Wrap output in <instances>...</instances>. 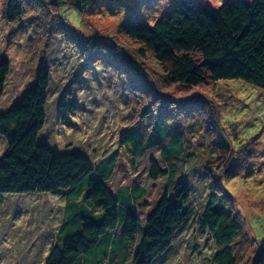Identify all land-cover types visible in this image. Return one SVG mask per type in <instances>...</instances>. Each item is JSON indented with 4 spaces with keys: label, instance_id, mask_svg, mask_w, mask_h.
Listing matches in <instances>:
<instances>
[{
    "label": "rangeland",
    "instance_id": "374dc122",
    "mask_svg": "<svg viewBox=\"0 0 264 264\" xmlns=\"http://www.w3.org/2000/svg\"><path fill=\"white\" fill-rule=\"evenodd\" d=\"M30 1L27 26L12 35L13 27L4 19L9 1L0 0V59L12 67L1 109L20 99L46 62L51 81L47 124L40 139L59 152H82L96 166L112 157L122 164L123 134L150 129L155 118L166 116L183 136L186 149L170 193L188 192L190 217L172 248L152 264H215L213 255L220 247L200 221L211 193L220 194L239 225L232 244L236 264H251L264 248V89L242 80L187 88L172 83L152 57H139L120 27L132 13L153 24L163 14L159 9L168 6L165 2L155 6L158 0ZM94 37L112 38L131 56L130 64L139 69L136 75L131 71L132 94L125 75L116 77L114 69L91 59L82 42ZM161 97L169 99L160 102ZM147 110L152 118L135 125ZM6 150L0 135V158ZM69 196L68 191L6 194L0 202V264H45L51 248L61 245ZM142 235L143 230L137 242ZM125 244H110L108 259L98 264H136L138 250L126 251Z\"/></svg>",
    "mask_w": 264,
    "mask_h": 264
},
{
    "label": "trees",
    "instance_id": "16d2710c",
    "mask_svg": "<svg viewBox=\"0 0 264 264\" xmlns=\"http://www.w3.org/2000/svg\"><path fill=\"white\" fill-rule=\"evenodd\" d=\"M8 1L4 19L16 35L27 26L24 17L31 1ZM221 1L213 6L204 0H158L155 6H168L159 9L163 14L153 24L132 13L120 33L136 46L139 57H152L174 84L191 88L242 80L264 89V0ZM60 16L54 18L69 25ZM34 34L35 40L36 29ZM82 45H88L92 60L114 69L116 77L125 75L127 91L133 90L131 71L136 75L139 69L115 40L94 37ZM11 69L0 59V105ZM50 81V68L43 62L20 99L7 110L0 107V135L7 143L0 158V202L6 194L70 193L61 245L51 248L45 264L105 262L114 242L126 243V251L138 250L136 264H152L172 248L190 217L188 192L170 193L186 153L183 136L160 115L150 129L123 134L122 164L112 157L96 166L82 152L53 150L40 139L47 124ZM168 99L161 97L160 102ZM152 116L150 110L139 114L135 125ZM200 221L220 247L213 255L215 264H236L232 244L239 225L219 193H211ZM251 264H264V248Z\"/></svg>",
    "mask_w": 264,
    "mask_h": 264
}]
</instances>
